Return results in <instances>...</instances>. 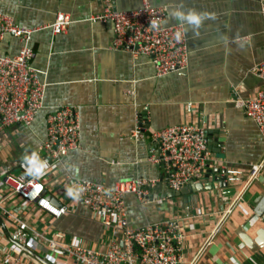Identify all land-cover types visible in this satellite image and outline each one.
<instances>
[{
    "label": "crops",
    "instance_id": "crops-1",
    "mask_svg": "<svg viewBox=\"0 0 264 264\" xmlns=\"http://www.w3.org/2000/svg\"><path fill=\"white\" fill-rule=\"evenodd\" d=\"M151 1L168 6L166 22L170 24L182 23L170 17L173 8L211 17L203 19L195 31L183 23L190 51L187 69L158 76L149 55L134 56L115 48L113 23L91 18L103 12L102 0H0V11L24 27L49 25L59 12L73 18L65 32L46 28L32 34L31 64L47 84L45 107L31 126L18 123L0 132V195L6 193L2 175L27 176L23 157L36 152L48 165L42 176L45 195L70 204L73 212L52 219L19 196L6 201L8 209L35 229L105 251L116 233L92 220L91 210L70 197L67 188L73 187L74 179L107 186L135 177L161 182L171 167L151 160L159 146L152 131L204 119L210 159L194 191L165 197L151 190L152 197L166 198L164 204L142 203L130 194L126 197L129 221L140 226L171 215L184 217L181 244L187 261L199 256L197 264H262L264 249L255 252L239 234L255 235L260 228L256 221L261 219L257 208L264 197V171L213 240L208 242V238L221 220L220 211L235 200L252 165L264 157V137L235 103V93L252 97L261 86L252 69L264 60V0ZM113 2L118 9L142 5V0ZM21 45L18 37L8 33L0 43V55L15 56ZM64 105H74L79 111L80 148L51 168L42 150L47 117ZM138 117L145 130L136 139L132 133ZM217 167L226 170L227 180L213 178ZM1 219L0 264H15L19 249L11 239L13 223Z\"/></svg>",
    "mask_w": 264,
    "mask_h": 264
},
{
    "label": "built area",
    "instance_id": "built-area-1",
    "mask_svg": "<svg viewBox=\"0 0 264 264\" xmlns=\"http://www.w3.org/2000/svg\"><path fill=\"white\" fill-rule=\"evenodd\" d=\"M103 12L93 15V20L113 23V46L130 51L134 56L145 54L152 57L156 75L165 76L185 70L189 64V47L186 26L183 23H167L168 6L155 5L151 0H142V5L132 9H118L113 0H102ZM264 17V3L261 8ZM152 21L156 26H152ZM73 22L72 15L59 12L53 23L39 27H24L0 11V43L8 33L22 42L19 54L0 55V132L15 124L31 126L45 107L47 84L41 71L31 64L33 56L30 40L39 29L50 28L54 33L65 32ZM182 33L177 40L175 34ZM261 80V86L252 97L235 93V103L252 118L264 137V60L252 69ZM239 92V91H238ZM132 136L143 137L144 124L138 117ZM207 123L204 119L168 126L152 131L159 144L152 154L153 162H163L169 170V187L180 190L190 184L195 186L202 178L210 159ZM81 120L74 105H64L49 113L47 136L42 150L49 157L51 168L57 167L71 151L80 148ZM264 157L254 163L243 179L235 200L220 211L221 220L208 238L211 242L237 205L244 200L247 189L262 178ZM3 185L6 190L0 195V217L13 223L12 242L19 254L15 264H197L199 256L187 261L183 254L182 222L184 217L167 216L162 220L132 226L126 205V197L134 194L142 203L150 201L164 204L166 196L153 197L151 190L160 180L143 177L119 181L113 186L89 179H74L73 187L82 188L76 200L91 210L92 220L112 228L116 233L107 250L99 251L83 245L71 244L53 236L47 230H38L27 223L21 215L10 211L6 201L19 196L34 205L52 219L73 212L72 206L56 202L45 195L42 177L34 179L12 172H5ZM39 185L41 190H34ZM161 196V195H159ZM25 248L35 252L33 255ZM1 251V248H0ZM51 257V259H50Z\"/></svg>",
    "mask_w": 264,
    "mask_h": 264
},
{
    "label": "clouds",
    "instance_id": "clouds-1",
    "mask_svg": "<svg viewBox=\"0 0 264 264\" xmlns=\"http://www.w3.org/2000/svg\"><path fill=\"white\" fill-rule=\"evenodd\" d=\"M169 15L171 18L191 26L194 31L199 28L203 19L211 18L205 13H198L192 9L185 11L183 7H181L180 9L173 8L170 11ZM151 23L153 27L156 26L155 21H152ZM175 38L177 40H180L182 38V33L177 32L175 34ZM23 160L25 165V174L27 176H31L34 179H39L45 174V170L48 167L47 161L42 160L36 152H32L31 154H26L23 157ZM40 190L41 187L37 185L34 192L38 194ZM82 191H83L82 188H74V187L67 188V194L70 197H73L74 199L78 198L79 193Z\"/></svg>",
    "mask_w": 264,
    "mask_h": 264
},
{
    "label": "water",
    "instance_id": "water-1",
    "mask_svg": "<svg viewBox=\"0 0 264 264\" xmlns=\"http://www.w3.org/2000/svg\"><path fill=\"white\" fill-rule=\"evenodd\" d=\"M160 165H165V164L161 162ZM215 173L218 174L215 177H213L215 179H220L221 181H225L228 179V174L226 173V170L220 167H217L215 169ZM221 184H224V183L222 182ZM227 184L228 183H226V185ZM152 191H153V194H159V192H163V195L166 197H175L177 195H182L183 193H186V192L194 191V188H193V184H190L180 190L171 189L169 187V175L167 174L166 176L162 177L161 182H159L157 186L152 188ZM259 201H260L259 207L257 208L258 210L257 209L256 210H257L258 216L261 219L257 220L256 223L260 225V228L258 229L255 235L238 233L239 236L242 238V240L246 244H248V246L255 252L261 249H264V204H262L264 202V197H262ZM1 220L3 221V219ZM260 223H262V225ZM25 249L29 251L30 253H32L33 255L38 257V255L35 252L31 251L28 248H25Z\"/></svg>",
    "mask_w": 264,
    "mask_h": 264
},
{
    "label": "bare ground",
    "instance_id": "bare-ground-1",
    "mask_svg": "<svg viewBox=\"0 0 264 264\" xmlns=\"http://www.w3.org/2000/svg\"><path fill=\"white\" fill-rule=\"evenodd\" d=\"M262 204H264V202Z\"/></svg>",
    "mask_w": 264,
    "mask_h": 264
}]
</instances>
